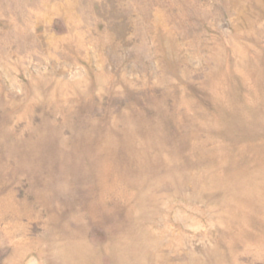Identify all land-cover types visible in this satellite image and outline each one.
I'll return each instance as SVG.
<instances>
[{"label": "rangeland", "instance_id": "rangeland-1", "mask_svg": "<svg viewBox=\"0 0 264 264\" xmlns=\"http://www.w3.org/2000/svg\"><path fill=\"white\" fill-rule=\"evenodd\" d=\"M0 264H264V0H0Z\"/></svg>", "mask_w": 264, "mask_h": 264}]
</instances>
